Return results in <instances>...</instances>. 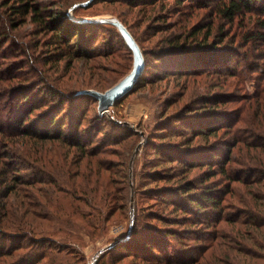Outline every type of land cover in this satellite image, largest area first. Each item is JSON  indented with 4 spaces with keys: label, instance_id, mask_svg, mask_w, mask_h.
Listing matches in <instances>:
<instances>
[{
    "label": "rangeland",
    "instance_id": "obj_1",
    "mask_svg": "<svg viewBox=\"0 0 264 264\" xmlns=\"http://www.w3.org/2000/svg\"><path fill=\"white\" fill-rule=\"evenodd\" d=\"M87 1L75 0V3ZM37 2L42 3L41 10H49L53 2L59 3L60 0ZM215 2L211 0L207 7L199 8L202 1H184L177 5L173 0H163L152 6L97 0L91 7H77V15H84L81 17H74V8L69 7L67 17L77 22L86 21L83 18L99 17L122 20L124 23L120 22L143 53L144 68L132 89L101 114L92 96L77 92L87 89L103 92L130 71L132 53L120 40L118 29L114 25L112 31L95 28L96 35L90 38V46L81 47L88 49L89 54L79 56L74 47L65 49L54 42L51 33L40 29L30 17L24 19L19 14L13 15L9 7L17 2L0 0V126L8 132L12 131L10 138L3 139L2 154L5 152L6 156L0 160V264H155L153 259L133 256L130 247L120 250L118 247L103 255L105 250L101 251L131 231L130 221L135 215L140 218L152 210L164 217L171 216L170 208L162 205L160 208L158 198L148 191L164 183L156 186L145 180L148 178L147 172H174L173 168L177 170L180 166L168 163L153 166L158 158L153 146L157 143H178L180 148L214 146L219 149L226 140L232 141L230 134H225L221 129L214 137L210 136L209 131L195 136L199 134V125L209 123L207 128H212L213 125L232 121L234 112H239L243 120L236 125L240 130H245L248 123L254 128L256 121H261L260 117L257 120L256 115L253 117L254 105L247 108V101L242 99L247 92H253L257 80L246 79L239 72L244 60L250 64L258 61L255 57L262 56L260 47L251 50V44L244 41V37L249 38L257 30L259 18L256 14L245 13L237 15L234 22L229 23L216 16ZM195 28L201 30L187 38V34ZM92 31L95 34V30ZM177 36H182L178 37L179 43L194 48L214 44V55L211 56L209 50L196 49L191 55L202 57L206 63L198 59L202 65H198V69L195 67L196 71L180 70L186 67L180 64L184 56L175 55L173 62L179 70L171 68L172 62L163 51L169 49L170 41L177 40ZM154 54L162 57V63L154 65ZM259 60L264 62V58ZM235 63L239 72L236 77L228 74ZM214 68L218 71L214 72ZM252 78L257 77L252 75ZM261 84L264 85V80ZM21 94L30 95L33 104L39 105L32 109L28 104L21 109L22 112H32L24 126L30 132L22 137L15 135L17 127L8 120L14 104L19 105L18 96L21 97ZM82 95L79 99L74 98ZM73 105L84 106L85 118L82 123L83 128L86 127V135L81 139L86 140L87 150L98 146L95 154L81 148L75 149L70 144L69 140H75L73 129L68 127V124L74 125L76 122L75 116L69 115ZM56 112L61 114L57 120L58 126L62 123L64 128L65 125L68 128L62 129L65 139L39 141L31 132H44L41 125L50 121ZM16 118H20V113L13 112L12 120ZM103 118L125 126V131ZM167 119L171 124L168 132L173 135L160 139L156 132L161 131L155 128ZM58 126L52 127L51 134L60 132ZM183 130L189 137L178 134ZM239 135L246 142L253 138L264 144V136L252 137L246 132H239ZM185 138H188V143H183ZM241 148V153L238 149L233 150V158L243 159L244 154L249 152L254 161L256 150L243 145ZM200 172L198 169L191 170L188 178L196 176L194 183L199 184ZM214 180L218 181L212 187L223 185L221 177L216 176L209 182ZM179 181L181 179L176 177L170 184L176 185ZM101 184L106 185L110 192L105 203L112 211L107 208L98 213L93 209L91 201L94 200L92 198L99 200ZM11 186L12 191L3 197ZM221 192L217 190L218 197ZM249 192H255L258 199L252 198V204H247L254 205V209L264 217V188L233 183L223 199L224 213L230 217L228 221H219L215 229L220 230V235L226 233L222 238L210 240L215 233H212L211 222L208 228L205 224L185 227L192 228L189 234L181 231L182 225H167L146 218L141 223L150 221L179 231V235H182L180 239L174 238L172 241L178 249L172 252L176 256L179 249L197 247V244L200 248L205 247V252L202 255L200 252L197 262L193 264H204L209 257L212 259L209 264H264L259 257L264 255V250L251 240L252 227L232 221L236 212H241V220H246L250 214V208L242 209V205L238 204L241 198H251ZM94 218L100 222H87ZM237 231L239 235H236ZM220 242L227 245V255L218 253L215 258ZM193 250V256L196 254L197 257V250Z\"/></svg>",
    "mask_w": 264,
    "mask_h": 264
},
{
    "label": "trees",
    "instance_id": "obj_2",
    "mask_svg": "<svg viewBox=\"0 0 264 264\" xmlns=\"http://www.w3.org/2000/svg\"><path fill=\"white\" fill-rule=\"evenodd\" d=\"M17 2L16 4H12L9 9L11 13L14 15H21V17L27 18L30 17L31 21L34 23H38V26L42 30L49 31L51 33V37L53 38L54 42H57L64 46V48H72L74 47L76 50V53L81 56L82 54H89L88 49L85 50V48L81 47H88L90 46V38H94L96 35V29H103L107 31H112L114 28L111 24H105V23H93L89 21H83V22H77L73 21L70 18L67 17V11L69 7L74 6L77 3L75 0H60L59 3L53 2L50 5L49 10L44 9L41 10L42 3L37 2V0H14ZM109 3H113L115 1L120 2H126L129 5H137V4H147L155 6L156 3H160L163 0H108ZM177 5H180L184 3V1H187L188 3L191 2H200L202 3L198 5L199 8L201 7H207V4H210L211 0H173ZM69 2V3H68ZM97 0H93L90 2L87 6L86 5H77L72 10V13L74 17H81L84 15H77V7L80 8H87L91 7L92 5L96 4ZM62 3L63 5H60ZM69 4V5H68ZM199 4V3H198ZM68 5V6H64ZM71 5V6H70ZM189 6V5H188ZM214 10L216 12V16L218 15L221 18L226 19L229 23H233L234 19L237 17V15H242L245 13L250 14H256L259 18L257 20V30L254 31L253 34H251L248 37H244V41L249 42L251 44V50H258L260 47V52H262V56L255 57L258 58V61L246 62L244 60V63L239 67L240 75H244L246 79H256L257 84L254 87L253 92L246 93L245 96L242 98L245 101H247L248 105H246L247 108L254 105L253 111V117L254 115L260 117L261 121H256L257 125L254 128H251L248 125L246 126L245 130H240L239 126L236 127V125L239 122H243L241 117L239 116V112L232 115L233 119L232 121H227L223 124H217L213 125L212 128H207L210 124H201L199 125V129L197 130V133L195 136L204 134V133H211L210 136L214 137L218 135L222 129L225 134L229 135L232 141L229 142V140H226L224 142V146H221L219 149H215L214 146L205 147L202 148L200 146L193 147V148H180V145L178 143H160L155 144L154 150L157 153V162L153 166L161 165L164 163L168 164H176L179 165L180 168L175 170L173 168L174 172H159L153 171V172H147L148 178L145 180L146 182H149L150 184H155L157 186L158 183L163 182L164 184L159 187H153L150 188L148 191L151 192L152 195L158 198L159 206L161 208H170V217L169 216H161L160 214H157L155 212H152V210L147 211L144 216H141L139 218V215H135L133 221H132V229L130 231L129 236L125 240H115L116 243L102 252V255L104 253H110L113 250L117 249L119 247V250L121 248H128L130 247V253L133 254L135 257L142 256L143 259H153L155 264H193L197 262L199 253L202 255L205 252V247L200 248L195 246L184 249H179V253L177 256L172 253L173 251H178L176 249L175 245L173 244V239L178 238L182 235H179V231L173 229V228H167L163 226H158L157 224L150 222V221H161L164 224H170V225H182V230L185 233L189 234L190 230L193 227H197L200 224H205V227H210V223L213 225L212 233L214 236H211L210 240L218 237L226 236V233L221 232L222 235H220V230H215L219 221H228L227 219L230 217L228 214L224 213V204L223 199L225 195L229 193L230 185L233 183H240L242 186H248V185H256L260 186L262 189L264 188V144L259 142L258 140H252L246 142L245 139L243 140V137L239 135V132H246V134L251 135L252 137H260L264 136V85L261 84V82L264 80V62H260L259 59L264 58V51L262 46H264V0H216L215 5H213ZM122 23H124L122 20H120ZM88 28V31L85 32V29ZM96 28V29H95ZM182 28V25L179 26V29ZM95 30V34L92 31ZM128 30V29H127ZM201 29H192L188 34L187 38L190 36H193ZM262 30V31H261ZM119 34V33H118ZM94 35V36H92ZM181 35V33H179ZM182 36H177V40H171L170 41V47L169 49L164 50L163 52H166L169 56L167 59L169 62H172L171 68L178 69V66L175 64L176 57L175 55L183 54V58L180 59V64H185L186 67L180 68L183 71H187L184 69H191L192 71L198 69V65H202V62L204 64L205 61L202 59V57L197 58L196 55H191L195 52L196 49H205L211 51V56L214 55L213 51L216 50V46L214 44H211L209 46L204 47H198L194 48L191 46H186L184 43H179L178 39ZM120 40H122L124 43V39L119 34ZM185 39V38H184ZM126 44V43H125ZM79 47V48H78ZM78 48V49H77ZM128 48V47H127ZM129 49V48H128ZM194 49V50H192ZM130 50V49H129ZM228 53V51H227ZM231 54V53H230ZM154 54L153 56H155ZM242 55V61H243ZM198 59L201 60L198 62ZM162 57L160 55L154 57V65L155 63H162ZM185 60V61H184ZM232 60V59H231ZM230 60V62H231ZM212 60H207V62H211ZM197 63V64H196ZM237 63V62H236ZM231 66L228 74L235 76L239 74V72L236 71V65ZM262 63V65H260ZM184 65V66H185ZM215 66V64H214ZM215 69V68H214ZM213 69V70H214ZM196 71V70H195ZM218 70H214V72H217ZM177 72V71H173ZM191 72V71H190ZM182 73V71L180 72ZM252 75H256L257 78H252ZM254 77V76H253ZM22 96H18V100L20 101L19 105L17 103L14 104V110L12 109L11 115H8V120L12 124H14L16 129V134L22 137L29 134V130L24 126L26 125V121L30 119L31 113L22 112L21 109L25 105H30L32 109L39 107V105L33 104L34 102L31 100L30 95L21 94ZM82 96H74V98H80ZM92 98V97H91ZM60 100V99H59ZM96 103L97 101L92 98ZM61 101V100H60ZM74 103V102H73ZM21 104H24L21 106ZM62 104V103H61ZM71 106V103H70ZM82 107V112L81 108ZM82 105H73L71 108V113H69L70 116H75V124L70 125L68 124L69 129H73L74 131V138L75 140H69L70 144L73 148L78 149L81 148L82 151L87 150L86 140H82L81 137H84L86 135V131H84L85 128H83V120L85 118V113L83 112ZM250 110V109H249ZM248 110V111H249ZM32 111V110H31ZM56 111V110H54ZM18 114L20 113V118H16L15 121L12 120V113ZM58 112V111H57ZM54 113L51 120L43 123L41 127L43 128L44 132L40 131L37 132H31L34 136L39 138V141H46V140H52L55 141L56 139H65L62 136L64 125L61 123L60 126L57 124V120L59 119V116L61 114ZM98 113V112H97ZM28 114V115H27ZM30 115V116H29ZM99 115V114H98ZM23 116V118H22ZM97 118H100L99 116H95ZM172 118V117H171ZM105 119V118H103ZM107 122H110L111 124L115 125L118 129H122L125 131V126L119 125L115 121H112L110 119H105ZM250 120V119H249ZM13 121V122H12ZM172 120H170L171 122ZM179 121V120H177ZM175 121V122H177ZM106 123V122H104ZM92 124V123H91ZM89 124V125H91ZM58 126L59 133L58 134H51L53 129V126ZM63 125V126H62ZM171 124L169 123V120H163L160 123H158L156 130H160L161 132H156V135L158 138L163 139L167 136L173 135L168 132V129H170ZM170 126V127H169ZM258 126V127H257ZM236 127V128H235ZM91 128H94V125L91 126ZM65 130L68 129L65 125ZM91 129V130H92ZM105 129V127H103ZM204 130V131H203ZM12 131L8 132L3 127L0 126V160H2V157L6 156V153L2 154L4 150H2L3 147V139L10 138ZM116 132V130H115ZM186 131L183 130L179 135L182 134L187 137L185 133ZM107 133V132H106ZM177 134V133H176ZM116 135V134H114ZM87 137V136H86ZM189 137V136H188ZM94 140V139H93ZM89 141H92L89 139ZM188 138H185L183 140V143H188ZM182 143V144H183ZM245 146L248 149H255L257 154L256 158H254V161L251 160V156H249V152L245 153V157L243 159L235 160L233 158V150H240V153L242 152L241 146ZM241 148V149H240ZM98 149V146H93L92 148L88 149V153L95 154L96 150ZM255 152V153H256ZM247 157V158H246ZM2 163H5L2 161ZM7 164V163H6ZM236 166H232V165ZM172 169V168H171ZM198 169L201 170L200 172V179L199 184L194 183L195 177L188 178L189 171ZM5 175V174H4ZM3 176V178H5ZM219 176L223 180L222 186H219L218 188L212 187L213 183H216L218 180H214L213 182L211 179H214V177ZM99 177V176H98ZM176 177H179L181 181L179 183L170 184ZM100 188L102 190V194L99 198V200H95V198H92L91 204L93 206V209L96 212H100L102 209H107L112 211V209L109 208V205L105 203V199L109 197L110 192L107 190L106 185L101 184ZM13 187L11 186L9 190L7 189L3 195V197L8 196L9 193L12 191ZM217 190H222L221 196H217L216 192ZM251 198V201L249 199L241 200L238 202V204L242 205V209H247L246 207L250 208V214L245 218L246 220L239 219V214L235 213V219L232 220L233 222H237V224H248L252 227L254 231H252V237L251 240L258 244L260 248L264 250V217H262L261 212H258L254 209V205H250L247 203L252 204V198L258 199L256 193L249 192ZM112 198V197H111ZM112 200L116 202V199L113 197ZM226 204L228 202L226 201ZM224 206V208H223ZM245 206V207H244ZM119 208V207H118ZM121 209V208H119ZM164 210V208H162ZM109 211V212H110ZM253 215V216H252ZM256 216V217H255ZM150 220L145 221L141 223V220L144 219ZM214 218V219H211ZM139 219V220H138ZM97 220V222H96ZM87 222H91V224H96L100 222L98 218L89 219ZM192 227V228H185V227ZM245 232V231H244ZM244 232H242L241 236H243ZM239 235L238 231L237 234ZM190 237V236H188ZM235 238V237H234ZM135 240L136 242L132 241ZM199 239V238H198ZM236 239V238H235ZM132 241V243H131ZM130 242V243H128ZM230 242H228L229 244ZM127 244L129 246H127ZM200 245V244H199ZM220 248H218V252L216 255H227L226 250V244L225 242H220L218 244ZM196 249L197 250V257L196 254L193 256V252ZM4 252V250H3ZM145 253V254H144ZM248 254V253H245ZM212 257V256H211ZM261 259L264 260V255L259 256ZM213 258V257H212ZM257 259V257H256ZM205 260V259H204ZM217 260V259H216ZM212 261V259L209 257L206 259V262L204 264H209ZM214 261V259H213ZM217 262H221L220 260H217Z\"/></svg>",
    "mask_w": 264,
    "mask_h": 264
},
{
    "label": "water",
    "instance_id": "obj_3",
    "mask_svg": "<svg viewBox=\"0 0 264 264\" xmlns=\"http://www.w3.org/2000/svg\"><path fill=\"white\" fill-rule=\"evenodd\" d=\"M89 1L83 4L82 3L75 4L74 6H72V8L76 7L77 5H86ZM82 20L97 22V23H109L114 25L118 29L119 34L122 36L127 47L130 49L132 53V67L130 71L112 87L106 89L103 92L93 89H87L77 92L78 94H87L92 96L97 101L98 112L103 114L108 111L109 107H111L117 99H119L120 97H122L124 94L128 93L132 89L134 83L137 81L144 68L143 53L140 50V47L136 43L135 39L127 30V28L116 17H99V18H90V19L83 18ZM131 222L132 220L130 221V224ZM129 234H130V230L125 235L116 239V241L125 240L129 236ZM116 241L112 242L101 251L112 247L116 243Z\"/></svg>",
    "mask_w": 264,
    "mask_h": 264
}]
</instances>
